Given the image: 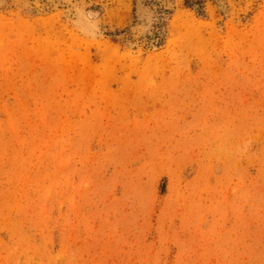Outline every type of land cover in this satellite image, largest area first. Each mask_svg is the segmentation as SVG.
Instances as JSON below:
<instances>
[{
	"label": "rangeland",
	"instance_id": "374dc122",
	"mask_svg": "<svg viewBox=\"0 0 264 264\" xmlns=\"http://www.w3.org/2000/svg\"><path fill=\"white\" fill-rule=\"evenodd\" d=\"M161 5L0 0V264H264V0Z\"/></svg>",
	"mask_w": 264,
	"mask_h": 264
},
{
	"label": "trees",
	"instance_id": "16d2710c",
	"mask_svg": "<svg viewBox=\"0 0 264 264\" xmlns=\"http://www.w3.org/2000/svg\"><path fill=\"white\" fill-rule=\"evenodd\" d=\"M145 1L148 2V3L153 4L154 6H156L155 11L159 14V17L160 18L163 17V15H162L163 13L168 12V10L165 9L161 5V1L162 0H145ZM206 1L207 0H183V4L186 7H190L192 9H194L198 15H204V12H205V10H204V8H205L204 4H205ZM160 26H161L160 24L157 25V28L158 29L155 32L156 36H158V34H159V31L158 30L160 29L159 28Z\"/></svg>",
	"mask_w": 264,
	"mask_h": 264
}]
</instances>
